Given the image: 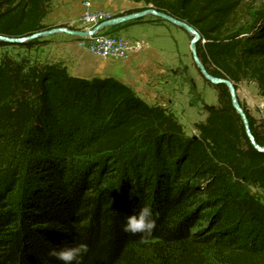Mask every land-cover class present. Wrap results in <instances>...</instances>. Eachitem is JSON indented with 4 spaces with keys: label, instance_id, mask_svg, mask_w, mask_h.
<instances>
[{
    "label": "trees",
    "instance_id": "trees-1",
    "mask_svg": "<svg viewBox=\"0 0 264 264\" xmlns=\"http://www.w3.org/2000/svg\"><path fill=\"white\" fill-rule=\"evenodd\" d=\"M128 1L192 26L208 73L237 91L256 83L264 99V10L243 22L245 0ZM51 2L0 0V36L54 28ZM26 69L0 64V264H61L49 251L79 243L82 264H264V202L248 190L264 193V152L226 85H211L219 107L185 139L172 113L113 78ZM240 104L264 148V118ZM144 204L159 214L147 242L123 231Z\"/></svg>",
    "mask_w": 264,
    "mask_h": 264
},
{
    "label": "rangeland",
    "instance_id": "rangeland-1",
    "mask_svg": "<svg viewBox=\"0 0 264 264\" xmlns=\"http://www.w3.org/2000/svg\"><path fill=\"white\" fill-rule=\"evenodd\" d=\"M73 1L56 0V3L69 2L72 4ZM88 1L92 2L91 8L95 10V6L97 7L101 2L117 3L124 0H99L98 3H95L93 0ZM85 2L87 0H82L81 4L77 5L81 10L77 21L53 27L58 29L72 27L75 30H70L71 28L68 30H79V32L85 33V31L79 29L80 25L78 24V21L86 11ZM53 5H55V2L52 0L50 9ZM243 7L242 11L244 13H239L238 19L244 22L245 20L243 19L244 17L246 18L248 13L264 10V0H245ZM150 8L155 9L153 6L147 7L144 3H137L134 9L127 6H117L108 9L101 8L102 10L100 11L110 14L112 18H117L126 16L125 14L130 10H147ZM103 33L138 42H141V40L146 41L150 44L149 48L152 51H168L166 56L167 62L165 64L158 62L156 59L149 60V66L144 68L145 73L143 75L145 77L143 80L140 78L138 80L137 78V94L134 93L148 106L163 107L172 113L184 128L185 139L196 138L198 136V125L205 124L208 117L206 107L218 108L219 103L217 91L211 86L212 84L204 79L193 59L190 46L193 36L183 28L152 15H147L142 19L128 21L117 26H110ZM59 36H70L77 42L78 38L81 37L60 32L49 38L37 37L26 42H33L32 47H24L20 44L0 47V64L6 61L22 63L27 66L26 70L48 65L49 63L44 58L43 47L52 41V39ZM144 46L146 50V45ZM147 56H151V52ZM237 92L238 99L248 112L259 122L262 121L264 118V99L260 95L257 84L244 82L240 84ZM12 164L16 163L12 161L9 165ZM248 190L264 202V193L260 189L252 187Z\"/></svg>",
    "mask_w": 264,
    "mask_h": 264
},
{
    "label": "crops",
    "instance_id": "crops-1",
    "mask_svg": "<svg viewBox=\"0 0 264 264\" xmlns=\"http://www.w3.org/2000/svg\"><path fill=\"white\" fill-rule=\"evenodd\" d=\"M50 9V13L43 20L46 26H61L77 21L80 17L81 10L77 5L82 0H74L72 4L62 2ZM98 3V1H94ZM117 6H127L132 9L137 3L128 0L118 1L117 3H100L95 10L115 8ZM102 8V9H101ZM140 41V40H139ZM146 45V50L137 55H131L124 60H105L99 56L89 53L82 48L78 42L70 36L55 37L43 47L45 61L49 64H61L65 66L71 77L93 80L113 78L125 86L131 88L137 94V78L143 80L145 77L144 68L149 66L150 59H156L158 62H167V52L149 48L148 42L141 40ZM151 52V56L149 55Z\"/></svg>",
    "mask_w": 264,
    "mask_h": 264
},
{
    "label": "built area",
    "instance_id": "built-area-1",
    "mask_svg": "<svg viewBox=\"0 0 264 264\" xmlns=\"http://www.w3.org/2000/svg\"><path fill=\"white\" fill-rule=\"evenodd\" d=\"M85 6L86 11L78 21V24L80 25L79 29L86 33L84 36L78 38V43L82 48L102 59L116 61L127 59L131 55L140 54L145 50V46L141 42L103 33L105 29L110 28V26H106L104 23L112 19V16L104 11L92 10V2L88 0L85 2ZM69 28H71L70 30H75V28ZM57 29L58 28H52L37 34L51 32ZM56 33L60 32L44 34L41 37L49 38Z\"/></svg>",
    "mask_w": 264,
    "mask_h": 264
},
{
    "label": "water",
    "instance_id": "water-1",
    "mask_svg": "<svg viewBox=\"0 0 264 264\" xmlns=\"http://www.w3.org/2000/svg\"><path fill=\"white\" fill-rule=\"evenodd\" d=\"M147 15H152V16H155L157 18L163 19L166 22H169L175 26H179V27L183 28L189 34L193 35L192 40H191V45H190L191 46V52H192L193 59L197 65L199 71L201 72L202 76L204 77V79L207 82H209L212 85L224 84L228 87L231 98H232L233 106L236 109L238 115L241 117V119L245 125V129H246L248 137L250 138L251 143L253 144V146L258 151L264 152V148H260L259 146H257V144L255 143V140H254V138H253V136L249 130L248 119L246 117V114H245L240 102H239L238 94H237L238 92L235 89L234 84L227 79L215 78V77L211 76L208 73V71L206 70V68L203 65V63L201 62V60L199 59L196 45H197V42L201 39V36L192 26L188 25L185 22L179 21V20L175 19L174 17L169 16L168 14L158 12L153 8L147 9V10L142 11L140 13H134V14H130V15L122 16V17L112 18L109 21L105 22L104 25H106V26H117V25H120V24L128 22V21L142 19L143 17H145ZM54 32H62V33H66V34L72 35V36H84L86 34V33H82L79 31H69L67 29H57V30H54L51 32L34 34L30 37L21 38V39H13V38L0 36V41L8 43V44H24V43L31 41L37 37H41L44 34H53Z\"/></svg>",
    "mask_w": 264,
    "mask_h": 264
},
{
    "label": "clouds",
    "instance_id": "clouds-1",
    "mask_svg": "<svg viewBox=\"0 0 264 264\" xmlns=\"http://www.w3.org/2000/svg\"><path fill=\"white\" fill-rule=\"evenodd\" d=\"M159 214L154 213L150 205H142L133 215L126 216V223L123 231L132 235L139 234L142 241L147 242L157 227ZM89 247L86 243H79L75 246L53 247L48 255L61 264H82L84 256L88 253Z\"/></svg>",
    "mask_w": 264,
    "mask_h": 264
},
{
    "label": "bare ground",
    "instance_id": "bare-ground-1",
    "mask_svg": "<svg viewBox=\"0 0 264 264\" xmlns=\"http://www.w3.org/2000/svg\"><path fill=\"white\" fill-rule=\"evenodd\" d=\"M193 36V35H192Z\"/></svg>",
    "mask_w": 264,
    "mask_h": 264
}]
</instances>
